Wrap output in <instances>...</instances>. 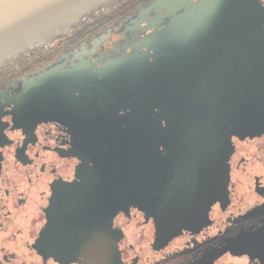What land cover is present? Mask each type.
Returning <instances> with one entry per match:
<instances>
[{
	"label": "flooded vegetation",
	"instance_id": "obj_1",
	"mask_svg": "<svg viewBox=\"0 0 264 264\" xmlns=\"http://www.w3.org/2000/svg\"><path fill=\"white\" fill-rule=\"evenodd\" d=\"M241 2L114 0L0 67V264H264V133L198 169L200 116L261 89Z\"/></svg>",
	"mask_w": 264,
	"mask_h": 264
},
{
	"label": "water",
	"instance_id": "obj_2",
	"mask_svg": "<svg viewBox=\"0 0 264 264\" xmlns=\"http://www.w3.org/2000/svg\"><path fill=\"white\" fill-rule=\"evenodd\" d=\"M114 0H0V67L6 62L17 58L30 48L49 43L53 38L65 34L72 26L77 24L82 16L108 5ZM207 1V0H206ZM235 2L236 0H229ZM218 8L226 9L227 5H211L199 2L188 6L189 23H193L194 13L207 15L208 10ZM245 19L247 31L252 32V37H247L248 41L253 39L258 42L259 51H262V62L256 69L255 59L249 61L245 72L262 73L264 75V23L255 21L256 14L251 13V7L247 0H242L240 7ZM249 9L250 12L245 11ZM264 21V15L262 16ZM238 23V22H236ZM194 72L203 74L207 72L205 64H199V70L194 66ZM262 77L247 79L260 85L261 89L251 92L247 91V97L242 100L239 92L233 95L236 98L227 109L226 115L214 114V117L200 119L212 127H202L197 135L205 140L208 148L204 149L205 160L203 166L198 169H207L212 166L214 170L222 169L230 151L227 145L232 135L239 137L258 136L264 133V85ZM202 82H205L203 80ZM256 99L262 105V110H256L253 101ZM263 115V116H262ZM249 116L259 117L255 120ZM255 122V123H254ZM208 139V140H207ZM218 140H226L225 149L221 152L216 150ZM208 161V162H207ZM187 163L184 160L183 165ZM209 163V165H208ZM215 173V172H214ZM105 258V256H101ZM100 256H90L92 264H97Z\"/></svg>",
	"mask_w": 264,
	"mask_h": 264
}]
</instances>
